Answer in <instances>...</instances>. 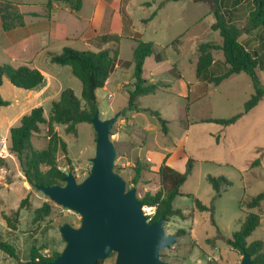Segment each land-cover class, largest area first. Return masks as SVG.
<instances>
[{
  "label": "rangeland",
  "instance_id": "rangeland-1",
  "mask_svg": "<svg viewBox=\"0 0 264 264\" xmlns=\"http://www.w3.org/2000/svg\"><path fill=\"white\" fill-rule=\"evenodd\" d=\"M1 1L19 3L20 12L25 13L23 23L27 27L16 34L18 41H14V44H25L21 42L22 38L39 30V22L43 21L40 14L47 11V0ZM109 1H114L112 25L121 33L119 42L103 44L100 49L88 48L92 52L114 45L119 49L117 61L120 69L108 81L106 89L96 91L100 118L105 120L125 111L127 90L134 82L133 48L136 44L133 39L140 38L152 44L153 54L144 63V77L151 80L150 82L168 85L166 90L158 89L138 99V110L135 111L139 116L134 120L135 128L121 125L119 127L122 117L130 118L129 111H125L124 116H119L114 123L110 132L117 152L114 169L120 171L127 189H132L130 179L136 159L128 153L132 146L131 141L141 144L140 148L135 150L137 153L140 149L141 159L146 155L153 158V162H149L150 166L156 165L158 154L165 153L164 148L175 151L172 166L178 172H184L187 160L193 159L192 173L181 187L182 195L176 197L173 202L175 209L181 210L185 215L191 214L192 217L185 220L174 218L165 223L167 234L176 235L179 229L185 230L186 234L177 236L176 243L162 251L161 259L168 264H240L242 256L232 250L226 240L240 229L241 222L250 212L259 214L261 223L264 224V201L260 208L240 207L242 201H249L264 192V95L252 110L245 113V104L254 94L253 83L248 75H232L217 86L202 85L197 80L195 69L198 45L222 42L219 32L211 29L215 21L211 0ZM95 2L96 0H82L78 14L84 18L89 17ZM162 2L164 4L158 8ZM219 5L225 8L239 5L247 12L250 9V0H220ZM154 12L155 16L149 19ZM27 13H36L39 16ZM65 14V17L73 18L72 15ZM118 18H122V24L125 19L128 20L127 28L117 27ZM19 20L16 19L14 23ZM86 25L83 21L78 28L84 29ZM239 26L242 28L243 23ZM78 28L69 32L70 39L77 37L76 33L80 31ZM245 37L246 34L242 33L240 40ZM100 41L97 37L92 44L101 43ZM9 43L11 42H8V35L5 36L2 31L0 21V65L10 64L11 53L18 54L17 50L9 49ZM47 43L48 38L43 36L41 39L35 38L30 44V48H36L37 45L46 47L37 63L45 67L47 73L59 75L62 86L74 90L76 96L81 98V84L72 76L69 67L45 61L43 56L46 51L56 53L59 49ZM212 55L214 60L224 59L221 51H213ZM257 74L264 90V70H258ZM179 75L181 79L178 78ZM11 87L9 81L4 79L0 88L3 100H12L14 94L24 92ZM188 87L191 94L186 99ZM187 104L190 105L188 111ZM41 105L47 118L51 104L44 102ZM3 109L6 110L2 112L6 113L2 115L8 114V107ZM153 111L158 112L166 121V136L162 134L161 124L152 114ZM238 115H241L240 118L228 126L199 122L207 119H231ZM40 128L41 131L31 140L33 148L38 150L45 149L47 145L46 126L41 125ZM54 129L67 147L65 154L59 152L57 155L60 169L66 173L72 172L77 181L83 180L89 172L90 160L95 154L96 136L93 125L78 124L76 134L65 133L62 125H54ZM0 138L7 140V150L0 156V241L10 243L17 255L13 258L0 251V264L29 261L33 249L44 257H51L53 253L61 252L65 246L59 231L60 226L69 223L78 227L80 216L54 204L40 191L29 186L23 180L24 176L16 157H8V136L0 133ZM142 138H146L145 146L142 144ZM257 159L259 163L252 165ZM207 176H223L231 185L222 191L220 197L213 200L215 192L207 182ZM149 181L150 185L147 187L156 189L157 181L154 175H150ZM138 189L143 190L141 185ZM190 195L200 200L204 206H212L213 212L196 210ZM27 197V205L19 209L21 201ZM45 202L51 206L50 214L34 222L35 209ZM18 209L19 215L16 217L14 212ZM4 216L10 218L15 230L7 228ZM255 241L264 243V226L258 227L246 240L248 245ZM102 264H115V254L105 259Z\"/></svg>",
  "mask_w": 264,
  "mask_h": 264
},
{
  "label": "trees",
  "instance_id": "trees-1",
  "mask_svg": "<svg viewBox=\"0 0 264 264\" xmlns=\"http://www.w3.org/2000/svg\"><path fill=\"white\" fill-rule=\"evenodd\" d=\"M211 1L213 2L212 13L215 19L211 29L219 32L222 42L220 44L209 42L198 45V59L195 69L196 78L201 83L217 86L232 75L241 73L248 75L253 83L254 94L245 104V113H247L260 102L264 95V90L260 85L257 74L258 70H264V53L257 54L247 50L239 42V37L242 33L252 35L257 29H264V0H250V9L247 12L239 5L225 8L219 5L220 0ZM54 2H65L75 12L79 11L82 7V0H47L46 17L49 19L51 17V4ZM163 4L164 2L158 8H161ZM155 14L154 12L149 19H152ZM34 16L36 15L34 14ZM16 19H20L18 23H14ZM0 21L1 28L5 32L21 27L24 24L22 15L18 11L17 6L12 2L0 1ZM241 23H243L242 28L239 26ZM128 25L129 22L125 19L123 22L124 29ZM120 37L105 35L101 37V40L104 45L117 44ZM133 40L136 44L133 48L134 82L130 89L127 90V106L125 108V111L129 112L138 110V99L140 97L152 94L158 89L166 90L168 87L166 84L152 83L144 77V63L153 54L152 44L142 41L140 38ZM213 51H221L223 53V61L214 60ZM118 55L119 49L115 45L105 47L97 52L89 50L78 51L65 47L59 53L49 54L51 63L69 67L72 76L78 79L81 84V98H78L72 89H64L60 93L59 98L56 101H52L47 118L44 116L43 107L38 106L24 114L18 120L17 125L9 129V154L16 157L24 178L32 188L35 185H63L62 179L67 173L60 169L57 155L59 152L65 154L67 147L55 131L54 125L64 126V131L67 134H76V126L78 124H91L94 114L96 112L99 113L96 91L105 87L106 82L115 71ZM178 78H180V75ZM4 79H7L18 89L33 91L42 85L44 76L38 69L27 65L12 66L5 64L0 65V88L3 85ZM188 96L186 97L187 99ZM8 105V101L3 100L0 96V107H7ZM189 106L187 104L186 111H188ZM125 111L121 112L120 116H124ZM152 114L160 122L162 134L166 136L168 134L166 121L160 117L158 112L153 111ZM240 116L238 115L231 119H207L199 122H211L228 126L235 123ZM41 125L46 126L47 145L45 149L38 150L33 148L31 140L34 135L41 131ZM257 163H259V159L255 160L252 165ZM70 165L69 163L68 166ZM193 165L194 160L189 158L184 172L181 173L166 165L164 160L158 167V170L153 172L147 160H139L138 158L135 160L130 183L132 188L137 190L138 200L143 206L155 207V214L151 222L158 221L161 218L169 222L174 218L185 220L192 217L191 214L185 215L181 210L175 209L173 202L176 197L182 195L181 187L191 175ZM114 171L120 174L117 168ZM150 175H154L157 181V188L154 190L150 188L145 189L150 185ZM206 180L215 192L213 200L220 197L222 191L231 185L223 176H207ZM139 185L142 186L143 190L140 191L138 189ZM190 197L196 210L200 212H213L212 206L208 208L197 198L191 195ZM263 201L264 192L252 197L249 201H242L240 207L245 206L248 209L260 208ZM27 203L28 197L21 201L19 209L24 208ZM19 209L14 212L16 217L19 215ZM50 212V204L47 202L43 203L42 206L35 209L33 221L42 220ZM3 219L6 222L7 228L15 230V226L8 216H4ZM260 226H264L261 223L260 215L250 212L241 222L240 229L234 232L231 238L226 240L231 249L236 251L240 256L244 252L249 253L252 264H264V243L255 241L248 245L246 242L247 238ZM185 234L186 231L183 229H179L176 232V236L179 237ZM0 251L13 258L17 256L15 248L6 241H0ZM59 254L60 252H55L51 257H44L33 249L28 260L33 262H50L59 256ZM111 255H114V253L109 256ZM160 256L163 258L162 254ZM103 262L104 260H99L98 264H102Z\"/></svg>",
  "mask_w": 264,
  "mask_h": 264
},
{
  "label": "water",
  "instance_id": "water-1",
  "mask_svg": "<svg viewBox=\"0 0 264 264\" xmlns=\"http://www.w3.org/2000/svg\"><path fill=\"white\" fill-rule=\"evenodd\" d=\"M119 116L102 120L96 112L92 117L95 154L83 180L69 172L63 185L34 186L54 204L78 214L80 224L60 226L65 246L53 261L20 264H98L112 253L115 264H168L160 255L177 236L166 233L164 218L148 222L137 190L127 189L124 178L114 171L117 152L110 132ZM240 264H252L249 253H243Z\"/></svg>",
  "mask_w": 264,
  "mask_h": 264
},
{
  "label": "crops",
  "instance_id": "crops-1",
  "mask_svg": "<svg viewBox=\"0 0 264 264\" xmlns=\"http://www.w3.org/2000/svg\"><path fill=\"white\" fill-rule=\"evenodd\" d=\"M113 2L114 1H112L111 3L109 0H96V2L93 5L92 14L89 17H85V18L82 15H79L78 14L79 12L72 11L67 3L60 5L59 4L60 2H56V3L54 2L51 4L50 19L46 17L47 11H45L42 15L40 14L41 19L43 21L39 22L40 25V27L38 28L39 30L37 31V33H30V35L23 37L21 42L25 44H20V45L14 44L15 40L18 41L15 38L17 36L16 34H18L20 31H23V28L27 27L25 23L24 26L14 28L10 31L5 32L2 30L3 32H5V36L8 35V42H11L9 43L10 45H8L9 49H14L18 51V54H13V53L10 54V58H11L10 65L12 66L27 65L31 68L38 69L44 76V81L38 89L33 91L23 90L24 91L23 93L14 94L12 100H8V104H9L7 106L8 114L2 115V113H6V112H2L5 111L6 109L0 107V133H2V135H4L5 137L9 136V129L15 124H17L18 120L24 114L28 113L33 108V106L41 105L44 102L51 104L52 101H56L59 98L60 93L64 89H67L64 86H62L59 79V75L55 73L53 74L47 73V71L44 70L45 67H42L41 64L37 63L40 54H43V51H45L46 47L37 45L36 48H30V44L32 43V41L35 38L41 39V37L43 36L47 37L48 38L47 44L52 45V47L59 48L56 50V53L61 52L62 49L65 47H70L78 51H85L91 47L100 49L101 46L103 47V42L101 40L102 36L110 35V34H117L121 36L120 31H117L112 25L113 24L112 9L114 8ZM13 4L17 6L18 11L20 12L19 3H13ZM46 9H47V4H46ZM65 13H68L67 15H72L73 18L65 17L64 16L66 15ZM20 14L22 15L24 20V16H26L25 13L20 12ZM34 14L39 16V14L36 13H27V15H31V16H34ZM121 19L118 18V20L116 21L117 27L120 29L123 28ZM83 21L87 23L86 27L84 29L78 28ZM75 28H78V30L80 29V31L79 33H76L77 36L76 38L70 39L71 35L69 32ZM97 37L100 38L101 43L92 44V42ZM239 42L247 50L251 52H255L257 54L264 53V31H262L261 28L254 31L252 35H246V37L242 41L240 40L239 37ZM52 53L51 51H46V54H44L43 56L45 57L46 62L50 61L49 54ZM119 69H120L119 61H117L116 69L113 72V74L110 76L108 81ZM59 74L62 75L61 72ZM181 78L182 77L180 76L179 79ZM108 81L106 82L105 87L102 89L107 88ZM126 84L128 83L126 82ZM200 84L208 85L201 82ZM11 86L14 87L12 84ZM187 89H188V94H187L188 96L189 94H191V91L189 87ZM19 91H22V89H19ZM138 116L139 113L137 111H132L130 118L122 117V119L119 120V127L121 125V127L128 126L135 128L134 120H136ZM142 139H143L142 144L145 146L146 138H142ZM131 144L132 146L130 147L128 153H130V156H132L134 160L137 158L139 160L150 159L149 162L151 163L153 162V158L150 155H146L145 158L141 159L139 157L140 149L136 153L135 151L136 148H140L141 144H136L135 142L132 141ZM163 150H165L164 151L165 153L158 154L156 165L150 167L153 172H156L158 170V167L164 160L166 162V165L174 169V167L172 166V162L174 159L173 154L175 151L168 150L167 148H164ZM8 157H10V159H13L12 155L8 154ZM145 189H149V188L147 187Z\"/></svg>",
  "mask_w": 264,
  "mask_h": 264
},
{
  "label": "built area",
  "instance_id": "built-area-1",
  "mask_svg": "<svg viewBox=\"0 0 264 264\" xmlns=\"http://www.w3.org/2000/svg\"><path fill=\"white\" fill-rule=\"evenodd\" d=\"M6 145H7L6 138H0V156L3 154V152L7 150ZM147 161L149 162L150 159H147ZM143 210H144V215L146 216L148 222H151L152 217L155 214V207L143 206Z\"/></svg>",
  "mask_w": 264,
  "mask_h": 264
}]
</instances>
